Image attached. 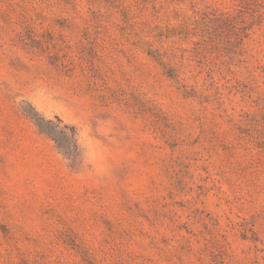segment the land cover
<instances>
[{
	"label": "rangeland",
	"instance_id": "obj_1",
	"mask_svg": "<svg viewBox=\"0 0 264 264\" xmlns=\"http://www.w3.org/2000/svg\"><path fill=\"white\" fill-rule=\"evenodd\" d=\"M0 264H264V0H0Z\"/></svg>",
	"mask_w": 264,
	"mask_h": 264
}]
</instances>
